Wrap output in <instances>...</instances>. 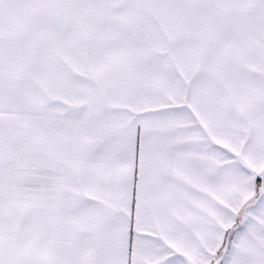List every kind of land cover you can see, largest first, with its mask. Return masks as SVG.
<instances>
[{
    "label": "snow or ice",
    "instance_id": "1",
    "mask_svg": "<svg viewBox=\"0 0 264 264\" xmlns=\"http://www.w3.org/2000/svg\"><path fill=\"white\" fill-rule=\"evenodd\" d=\"M0 264H264V0H0Z\"/></svg>",
    "mask_w": 264,
    "mask_h": 264
}]
</instances>
